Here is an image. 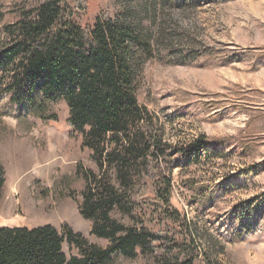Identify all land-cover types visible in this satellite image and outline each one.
<instances>
[{
  "label": "rangeland",
  "instance_id": "1",
  "mask_svg": "<svg viewBox=\"0 0 264 264\" xmlns=\"http://www.w3.org/2000/svg\"><path fill=\"white\" fill-rule=\"evenodd\" d=\"M63 2L72 15L58 29L126 26L141 39L121 88L132 101L100 129L93 117L73 127L67 95L42 78L34 100L11 99L27 97L17 44L47 5L0 0V227L71 230L64 254L113 249L103 264H264V0H60V16ZM147 162H172L171 189ZM142 185L154 206L136 197Z\"/></svg>",
  "mask_w": 264,
  "mask_h": 264
},
{
  "label": "trees",
  "instance_id": "2",
  "mask_svg": "<svg viewBox=\"0 0 264 264\" xmlns=\"http://www.w3.org/2000/svg\"><path fill=\"white\" fill-rule=\"evenodd\" d=\"M59 1L46 0L47 8L41 12L40 22L29 26L22 33L23 39L17 47L25 56L28 68L32 69L31 77L34 79L28 80L27 97H24L25 94L20 96L17 90L13 91L11 99L19 102L22 97L24 101L34 100L35 79L42 78V87L51 88L52 92L58 94L65 92L67 95L74 115L73 120H70L73 127L75 124L79 127L78 124H83L90 117L101 123L100 129L108 120L119 123L121 112L125 107L124 101L127 103L132 101L122 90V87L129 86L130 48L132 44L139 46L142 41L126 26L117 29L106 26V33L101 32L97 27L93 30L83 29L79 34L71 29H58L63 17L72 15L64 2V10L61 16L59 15L61 10ZM109 45L113 51H110ZM116 71L119 72L117 81L121 83V87H118L114 80ZM17 83L21 90L19 82ZM74 84H78L77 94ZM67 85H70V88L66 91ZM203 139L205 138L200 139V144H203ZM187 149H190V146ZM171 165L172 162H169L163 167H154L152 163L147 162L144 171L151 175L153 180H161L164 189L169 190L171 182L165 174L171 173ZM136 197L144 201L147 207L155 205V197L149 195L148 188L144 185L137 189ZM76 202L81 213L85 214L86 202L83 196L77 197ZM148 235L146 230H140L136 239L143 248H154V242H145ZM73 237L79 236L77 234L73 236L71 230L61 235L51 225L31 229L0 227V264H103L108 261L113 249L105 251L93 249L90 250L89 256L86 254L80 257H67L63 252V241L69 242ZM129 245L130 239L125 238L114 249L128 250ZM154 264H191V262H171L157 258ZM203 264L210 263L203 260Z\"/></svg>",
  "mask_w": 264,
  "mask_h": 264
}]
</instances>
